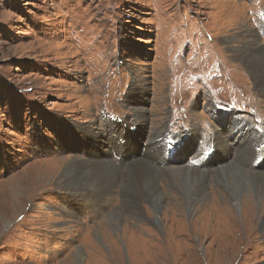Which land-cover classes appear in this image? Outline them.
Instances as JSON below:
<instances>
[{
    "label": "rangeland",
    "instance_id": "374dc122",
    "mask_svg": "<svg viewBox=\"0 0 264 264\" xmlns=\"http://www.w3.org/2000/svg\"><path fill=\"white\" fill-rule=\"evenodd\" d=\"M251 33L264 48V0H0V264H264V205L223 217L217 182L192 214L142 195V219L109 218L131 166L166 196L162 169L264 174V99L230 48ZM73 159L116 179L67 188Z\"/></svg>",
    "mask_w": 264,
    "mask_h": 264
},
{
    "label": "bare ground",
    "instance_id": "6f19581e",
    "mask_svg": "<svg viewBox=\"0 0 264 264\" xmlns=\"http://www.w3.org/2000/svg\"><path fill=\"white\" fill-rule=\"evenodd\" d=\"M246 32L249 33V31L244 30L245 34ZM227 37H225L226 41L228 39ZM250 37V41L245 42L243 45H241V48H237L236 45H230V48L233 51H236L235 59L237 60V62L242 63V65L246 69V72L252 79V84L255 85L256 95L258 94L261 99H264V48L263 44H259L260 40L256 37L255 34L251 33ZM227 42L231 43L229 40ZM251 124L253 123L251 122ZM152 138L153 136H150V139ZM224 140L227 141V139ZM86 141L87 140L85 138L84 143H86ZM149 142H151V140H149ZM147 147L148 146L146 145V148ZM148 149L150 150V148ZM108 155L110 154L108 153ZM121 155L124 154L118 153L116 155V158H119V156ZM126 156L127 155H124L123 157ZM258 157V155H255V161ZM73 160L67 161L66 166L64 167L63 179L67 182L65 184V187L68 188L78 186L81 183H85L87 196H102V194L105 193L107 183H109L114 178V175L108 171L109 176L107 181L104 174V163H101L103 165H100L97 163V161H92V164H88L85 162L81 164L80 161H77L75 159ZM114 163L117 164L116 162ZM124 166L125 165H122L121 167ZM162 170L163 172H158V176H156V179H161L164 175V177L169 180L168 184L170 190H168V195L170 196H166V193L161 190L162 184L144 176L143 166L137 168H133L131 166L126 169L124 176L125 185L123 187L124 198L122 199V206L118 207V209L114 211V213L111 214L109 218L112 217L121 219L124 217L125 211L132 218L135 217L136 220L140 218L142 219V217H144L145 215L142 214L139 201L141 200L142 202L143 196L146 197L145 200L148 201V205L152 209V214L154 215L156 220L161 216L159 210L164 209V206L168 205V198L172 199L173 202L179 201L178 203H176V205L182 204L183 207L188 210V214H192V211L198 206V204H203L205 206L207 204H211L210 196L211 194H213L212 190H214L212 189L214 188L212 187L214 185V183L212 182L221 184V192H224L223 194L226 195L223 199H220L224 201V204L229 205L228 207L225 205L226 208H222L220 207L221 204L217 207V203H215L218 209V213L219 209L222 213L226 211L225 215L227 216L224 215L223 217H228L230 213L232 215H230V217H234V209H241L242 215L244 213L248 214L247 216L243 215L246 224L253 226L255 222V205H264V174L257 172H255L256 174L254 175L249 174L243 171L244 169L242 170L240 166L237 167L233 163L220 167L217 171L218 173L214 175L215 179H211L209 176L203 174L199 175L196 173L185 172L183 170L186 169L182 167H178L177 169L172 168L168 172H166L167 170L165 169ZM163 183L165 184V182ZM67 191L73 192V189H67ZM218 195H221V193ZM174 206L175 205H173L172 207ZM261 216L264 217V215ZM260 224L264 227V219L260 222ZM77 250L79 258L82 250L81 248H78Z\"/></svg>",
    "mask_w": 264,
    "mask_h": 264
}]
</instances>
